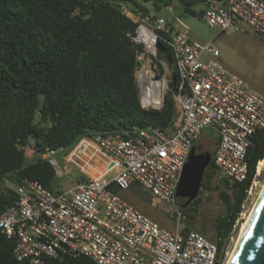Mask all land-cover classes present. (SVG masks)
Instances as JSON below:
<instances>
[{
    "label": "built area",
    "instance_id": "2783aa9c",
    "mask_svg": "<svg viewBox=\"0 0 264 264\" xmlns=\"http://www.w3.org/2000/svg\"><path fill=\"white\" fill-rule=\"evenodd\" d=\"M118 8L136 24L127 36L141 47L140 55L157 60L158 33L167 37L178 77L165 89L175 112L171 127L83 136L66 153L45 150L38 156L58 179L71 170L78 179L57 190L24 179L14 188L16 203L0 212V234L13 243V258L26 264L67 257H83L92 264H216V245L180 228V175L194 142L208 128L218 138L211 159L219 180L243 182L253 135L264 131V96L215 60L219 54L212 43L190 41L181 21L174 26L123 2ZM200 16L218 32L250 30L264 39V0H206ZM204 55L209 59L202 60ZM158 62L165 72L164 63ZM256 171L257 166L254 178ZM134 183L149 195L152 206L168 207L174 228L160 227L108 190L110 185L127 190ZM200 191L196 199L202 202L205 194Z\"/></svg>",
    "mask_w": 264,
    "mask_h": 264
},
{
    "label": "trees",
    "instance_id": "16d2710c",
    "mask_svg": "<svg viewBox=\"0 0 264 264\" xmlns=\"http://www.w3.org/2000/svg\"><path fill=\"white\" fill-rule=\"evenodd\" d=\"M140 1L0 0V212L16 203L14 188L24 179L48 190L59 189L52 167L38 156L45 150L66 153L83 136L171 127L175 112L169 92L159 110L141 105L135 71L143 51L128 38L136 24L120 13L118 3L146 13L150 10L144 3L158 10L176 2L183 13L196 16L194 8L206 0ZM158 34L157 60L150 58L158 66L159 77L164 71L158 61L167 64L172 88L178 80L174 57L166 35ZM216 145L217 141L211 158ZM263 156L261 130L254 133L246 155V179L232 185L220 181L230 193H220L226 214L213 227L216 264L222 262L224 246ZM214 175L211 159L200 193L218 188L211 184ZM184 203L177 198L186 223L182 232H187L201 199L186 207ZM12 249L13 243L0 234V264H26L13 258ZM46 264L92 263L83 257H67Z\"/></svg>",
    "mask_w": 264,
    "mask_h": 264
},
{
    "label": "rangeland",
    "instance_id": "374dc122",
    "mask_svg": "<svg viewBox=\"0 0 264 264\" xmlns=\"http://www.w3.org/2000/svg\"><path fill=\"white\" fill-rule=\"evenodd\" d=\"M137 1L141 3L140 0ZM144 5L152 11L155 16L164 19L168 23L173 22L174 26H176V20L181 21L186 29L187 36L190 41L197 42L202 45L212 43V46L219 54L215 60L220 62V64L231 74L246 80L251 85L253 90L264 96L263 38L250 30H246L245 32H235L232 29H227L224 32H218V30L208 27L200 16L203 11V5H198L194 8V11L197 14L196 16L183 13L181 7L176 2L171 3L168 7H161L158 10H155L152 4L144 3ZM140 56L141 55H139V57ZM139 57V67L135 71V80L138 89L139 85L136 79L137 72L143 65L148 64L151 72L156 71L155 73L159 76V69L154 61L151 62L150 58L145 54H143L140 59ZM207 59H209L208 56H202V60L205 61ZM164 75L168 86L170 80V71L168 68L164 72ZM166 93L167 92L165 91L163 101ZM145 109L159 110L161 107H148ZM35 118L36 122L38 115H36ZM216 141L218 143L216 134L211 129L206 128L202 130L201 136L194 142L193 146H195L197 150L200 149L202 151L209 152L211 155V152L214 149L213 143L215 144ZM30 145H32V141L30 142ZM57 160L58 163L62 165L61 157L57 156ZM70 172V175H64L58 180L59 188L69 187L78 179L79 174L75 170H71ZM211 184L212 187H216L218 185V188L212 191H204V200L200 203L198 212L194 215V220L192 221L191 226L188 227V230L202 235L208 241L215 244V235L213 231L214 224L219 217L226 214V207L220 197V193L229 194L230 191L220 183L217 175L213 176ZM263 184L264 164L260 175L252 180L251 186L242 204L239 218L236 221L228 240L226 241L222 254V264L226 262L228 255L233 252L239 236L240 228L244 223L245 217L250 214L253 206L255 205ZM110 188L111 185L108 187V190L116 194L119 198L140 211L145 216H148L151 220L159 224L160 227L164 229H172L175 227L174 219L166 213L168 207L164 204L152 206L149 195L143 192L137 184H132L127 190H119L113 185L112 189ZM185 226L186 223L183 219L181 221L180 228L184 229Z\"/></svg>",
    "mask_w": 264,
    "mask_h": 264
},
{
    "label": "water",
    "instance_id": "95a60500",
    "mask_svg": "<svg viewBox=\"0 0 264 264\" xmlns=\"http://www.w3.org/2000/svg\"><path fill=\"white\" fill-rule=\"evenodd\" d=\"M164 68H168L165 63ZM163 104L164 101L161 107ZM196 151V147L192 146L176 190L177 198L185 200L183 207L196 199L204 171L211 163L209 152L197 154ZM228 264H264V190L258 197Z\"/></svg>",
    "mask_w": 264,
    "mask_h": 264
},
{
    "label": "bare ground",
    "instance_id": "6f19581e",
    "mask_svg": "<svg viewBox=\"0 0 264 264\" xmlns=\"http://www.w3.org/2000/svg\"><path fill=\"white\" fill-rule=\"evenodd\" d=\"M143 38L146 41L148 40L146 42V44H147V46L151 47L152 42L146 37H143ZM141 56L139 57V59L141 58ZM150 61H151V59H150ZM155 72H151L150 66L148 64L143 65L141 67V69L138 70V72H137L136 79H137L139 89H140V100H141L143 107H145V108H148V107L158 108L161 106L162 101H163V95H164V92H165V89L167 86V81H166L165 77H162V76L159 77V76H157V73H155ZM263 164H264V159H262L261 161L258 162L256 177H258L260 175V173L262 171ZM263 190H264V184L261 187V191L259 193L260 195L262 194ZM254 206H253V208H254ZM253 208H252V210H253ZM252 210H251V212H252ZM251 212H250V214H251ZM250 214L247 217H245L244 223L240 228V232H239V236H238L236 245H237L239 237H240L241 233L243 232V229H244V227H245V225H246V223L250 217ZM236 245H235V247H236ZM233 252H234V250H233ZM233 252H231L228 255V258L224 264L229 263Z\"/></svg>",
    "mask_w": 264,
    "mask_h": 264
},
{
    "label": "flooded vegetation",
    "instance_id": "af4514ba",
    "mask_svg": "<svg viewBox=\"0 0 264 264\" xmlns=\"http://www.w3.org/2000/svg\"><path fill=\"white\" fill-rule=\"evenodd\" d=\"M203 152H205V151H202V150H200V149H198V150L196 151L197 154H199V153H203Z\"/></svg>",
    "mask_w": 264,
    "mask_h": 264
}]
</instances>
